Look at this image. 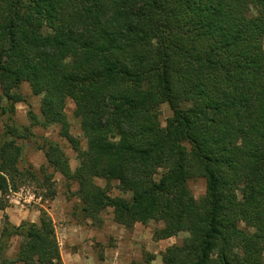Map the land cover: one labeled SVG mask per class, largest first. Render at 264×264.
<instances>
[{
  "label": "trees",
  "instance_id": "16d2710c",
  "mask_svg": "<svg viewBox=\"0 0 264 264\" xmlns=\"http://www.w3.org/2000/svg\"><path fill=\"white\" fill-rule=\"evenodd\" d=\"M22 83L40 96L28 125L14 119ZM0 111V210L29 180L51 197L58 172L87 219L110 208L127 229L161 222L156 241L186 233L163 264H264V0H0ZM50 125L78 165L43 137L40 177L22 164L24 144ZM16 263L64 264L44 210L18 225L4 214L0 264Z\"/></svg>",
  "mask_w": 264,
  "mask_h": 264
},
{
  "label": "rangeland",
  "instance_id": "374dc122",
  "mask_svg": "<svg viewBox=\"0 0 264 264\" xmlns=\"http://www.w3.org/2000/svg\"><path fill=\"white\" fill-rule=\"evenodd\" d=\"M20 91L25 95V101L15 105L14 119L20 125H28L30 122L28 111L31 110L35 114H39L40 96L33 95L27 83H22ZM1 104L4 105L5 100ZM73 109V102L68 100L65 106V114L70 124V133L80 141L81 147L85 148V139L80 130L78 118L73 114ZM169 116H171V111L168 105L162 104L160 115L162 125L165 124V120ZM6 119V115L0 111V134L3 132ZM32 131L36 135L34 138L36 142L34 143L32 140L24 144L23 165L32 166L37 174L42 176L40 168L46 166V160L43 151L37 148V144H40L43 137L51 139L61 146L69 158L72 169L78 165L77 153L64 138L58 135L57 125H50L46 128L33 126ZM46 173H52V169L47 168ZM51 178L52 187L55 189L54 195L51 197L46 196V189L40 187L38 182L30 180L21 185L16 192H8L5 196L7 206L0 210V229L4 214L8 216V220L12 224L18 225L22 221H31L36 216L39 217L40 210H44L52 219L60 251L66 259V264H78L84 261L83 257L87 259L89 257L88 264H92L91 259L95 255L97 259L102 261L106 258V254L112 260L115 259V255L117 258L121 256L124 259L123 263L116 261V264H126L128 261L131 264H144L146 261L149 263L155 256L161 255L167 246L181 243L187 235L181 232L167 239V243L153 240L152 232L155 228L162 226L161 222L137 223L132 228L127 229L113 220L112 209L110 208L101 213L100 221L87 219L80 211L79 201L75 195L76 183H68L58 172H54ZM96 182L100 186H104L103 180L98 179ZM111 186L110 195L121 194L116 189L115 183H112ZM189 187L196 198L204 193V181L201 178L190 181ZM128 231H130V236ZM130 242L128 248L127 244ZM17 244V239L11 241V246L7 251L9 256H13ZM77 251L82 252L79 256H73V253Z\"/></svg>",
  "mask_w": 264,
  "mask_h": 264
},
{
  "label": "crops",
  "instance_id": "0c3cea01",
  "mask_svg": "<svg viewBox=\"0 0 264 264\" xmlns=\"http://www.w3.org/2000/svg\"><path fill=\"white\" fill-rule=\"evenodd\" d=\"M38 221V216H36V218L35 219H32L31 220V222H37ZM137 224V223H136ZM129 232L130 231H128V235H129ZM130 236V235H129ZM169 239V238H168ZM159 241H167V239H163V240H159ZM128 242H129V239H128ZM167 243V242H166ZM130 244H131V242L129 243V244H127L128 245V248L130 247ZM117 251H119V249H116ZM80 252H82V251H77L76 253H73V256L74 255H77V256H79L80 255ZM94 253V252H93ZM153 253L155 254V251H153ZM94 256V255H93ZM61 257H62V260H63V262H64V264H66V259H65V257H64V255L62 254V252H61ZM105 259L104 260H99V259H97L96 258V255L94 256V258H92L91 259V263L92 264H112V263H114V264H116V261H120L121 263H123L122 261L124 260L121 256L119 257V258H117L116 257V255L114 256L115 257V259H113L114 260V262H113V260L111 259V258H108V255L106 254L105 255ZM88 259H89V257H88ZM88 259L87 258H85V257H83V260L84 261H81V262H79L78 264H88L89 262H88ZM69 260H71V259H69ZM68 260V262H70ZM70 264H73V263H70ZM126 264H131V262L130 261H128ZM144 264H163L162 263V261H161V255H158V256H155L153 259H151L150 260V262L148 263L147 261H146V263L144 262Z\"/></svg>",
  "mask_w": 264,
  "mask_h": 264
}]
</instances>
